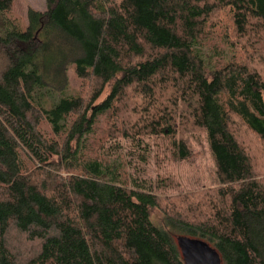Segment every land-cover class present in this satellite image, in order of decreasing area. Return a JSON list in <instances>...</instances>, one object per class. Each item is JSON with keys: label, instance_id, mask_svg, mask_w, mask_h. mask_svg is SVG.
<instances>
[{"label": "trees", "instance_id": "trees-1", "mask_svg": "<svg viewBox=\"0 0 264 264\" xmlns=\"http://www.w3.org/2000/svg\"><path fill=\"white\" fill-rule=\"evenodd\" d=\"M14 1L0 0V264H187L176 234L264 264V0H47L26 29ZM195 131L219 186L183 197L134 189L127 156L105 152L180 133L189 159Z\"/></svg>", "mask_w": 264, "mask_h": 264}, {"label": "rangeland", "instance_id": "rangeland-1", "mask_svg": "<svg viewBox=\"0 0 264 264\" xmlns=\"http://www.w3.org/2000/svg\"><path fill=\"white\" fill-rule=\"evenodd\" d=\"M46 6L47 0H15L12 11L7 15L11 21L26 29L29 25L28 11H43ZM187 138L191 153L189 159H181L179 155L180 133L176 138L151 135L134 141L122 138L112 140L106 145L105 152L116 159L120 153L127 156L134 189L177 198L218 187L215 157L210 150L208 136L195 131ZM252 143L254 152L260 149L258 151L263 155L264 146ZM259 163L264 166V157L259 159ZM164 218L160 208L153 210L152 219L156 224L163 226ZM178 236L174 235L175 239Z\"/></svg>", "mask_w": 264, "mask_h": 264}, {"label": "water", "instance_id": "water-1", "mask_svg": "<svg viewBox=\"0 0 264 264\" xmlns=\"http://www.w3.org/2000/svg\"><path fill=\"white\" fill-rule=\"evenodd\" d=\"M177 244L187 264H222L219 252L207 241L182 235Z\"/></svg>", "mask_w": 264, "mask_h": 264}]
</instances>
